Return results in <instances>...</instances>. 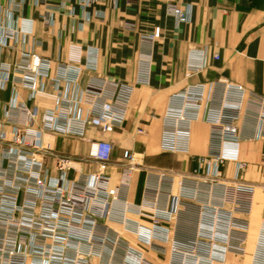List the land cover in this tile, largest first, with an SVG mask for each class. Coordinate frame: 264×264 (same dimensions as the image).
I'll return each mask as SVG.
<instances>
[{"label": "crops", "instance_id": "obj_1", "mask_svg": "<svg viewBox=\"0 0 264 264\" xmlns=\"http://www.w3.org/2000/svg\"><path fill=\"white\" fill-rule=\"evenodd\" d=\"M176 8L186 14V20H178ZM16 18L32 34L25 49L50 60L52 70L50 77L43 79L37 97H32L28 88L12 83L1 89L0 121L17 99L28 107L40 106V126L44 113L61 101L60 94L79 99L94 76L131 86L128 103H114L125 110L124 121L115 130L102 131L91 117L84 136L44 131L42 143L53 175L58 174L53 166L55 156H65L78 161L79 171H71V179H77L80 172L90 174L103 169L110 176L111 189L119 186L125 175L124 152L134 153L137 167L131 173L129 188L120 193L119 199L146 206L142 216L131 213L128 217L149 227L155 208L145 205V197L155 193L156 183L166 185L158 175L171 176L168 194H178L180 177L194 170L198 158L210 150L211 125L203 118L204 110L199 119L179 120L176 113L188 112L190 107L175 97L194 85L218 80L241 85L264 97V0H0V41ZM89 46L99 52L96 71L85 67ZM22 48L21 44L15 50L0 49V66L16 62ZM199 59L205 63L202 70L188 75L189 65ZM63 67L65 72L61 71ZM78 67L82 68L78 80H61L55 88L56 78H67ZM167 135L175 149L165 148ZM94 140L113 144L109 162L86 161ZM226 155L229 159L222 167L224 179L230 180L235 174L236 160L248 163L243 178L255 187L253 208L246 218L249 230L245 253H226L225 261L211 264H264L259 249L264 243V138L244 140L238 152ZM202 198L205 200L207 195L203 193ZM174 218L167 226L177 243L195 238L192 228L195 231L199 227L198 216L188 209ZM190 218L195 219V225L191 220L188 223ZM119 231L129 245L142 251L149 264H180L174 241L165 244L162 252L141 244L135 234ZM104 249V263L121 264L112 256L124 251ZM216 249H212L213 258Z\"/></svg>", "mask_w": 264, "mask_h": 264}, {"label": "built area", "instance_id": "obj_2", "mask_svg": "<svg viewBox=\"0 0 264 264\" xmlns=\"http://www.w3.org/2000/svg\"><path fill=\"white\" fill-rule=\"evenodd\" d=\"M175 12L179 21L186 20L182 10L176 8ZM15 21L0 41V49L15 50L21 44L24 48L19 50L20 57L16 62L1 63L0 90L12 83L28 88L32 97H37L42 92L43 79L50 77L51 61L25 49L31 31L24 30L18 18ZM87 53L85 67L96 71L98 49L89 46ZM204 65L200 59L192 62L188 75L202 70ZM73 69L71 76L54 80L56 89L61 80H78L82 68ZM61 71L65 72L66 68ZM132 89L127 84L94 76L79 99L60 94L61 101L57 100L58 104L44 113L40 126H37L40 106L28 107L17 99L10 103L4 112V120L0 121V141H8L12 146L4 151L0 145V174L3 166L12 167V181L7 179L6 183L12 191L9 204L14 209L13 218H0V227H12V233L9 229L0 231V264H106L102 261L106 247L108 252L124 251L112 256L121 264H149L142 251L129 245L117 231L120 229L135 234L141 244L162 252H165V244L174 241V252L180 257V264H197L203 260L211 264L225 261L226 253H245L243 245L249 221L238 215L251 214L255 188L242 181L247 162L236 160V172L230 180L224 179L222 167L229 159L226 153L238 152L242 141L264 138V97L248 92L241 85L224 80L200 83L175 97L190 107L186 108L191 115L185 110L176 113L175 118L179 120L199 119L204 110L203 118L211 125L210 150L198 158V165L191 175L180 177L178 194H168L171 176L158 175L167 186L156 183L155 193L145 197V205L155 208L150 227L128 217L131 213L142 216L146 206L119 199L120 193L129 188L131 173L137 167L134 153L124 152L125 175L119 186L112 189L109 188L110 176L103 169L90 174L80 172L77 179H71L70 172L79 171L78 161L73 158L55 156L53 166L58 174L51 173L42 133L50 131L82 137L91 117L98 121L102 131L111 132L122 125L125 116L124 108L118 109L114 103H128ZM9 126L12 128L6 130ZM166 138L165 148L175 149L174 143H168V135ZM112 151L111 142L94 140L86 161L107 163ZM24 189L29 199L23 204L19 198ZM203 193L207 195L205 200ZM37 200L46 210L45 218L28 215L27 218H14L21 205L36 206ZM188 209L198 216V233L186 243H177L167 224ZM262 232L264 236V229ZM213 247L217 248L214 258ZM259 249L264 256L263 242Z\"/></svg>", "mask_w": 264, "mask_h": 264}, {"label": "rangeland", "instance_id": "obj_3", "mask_svg": "<svg viewBox=\"0 0 264 264\" xmlns=\"http://www.w3.org/2000/svg\"><path fill=\"white\" fill-rule=\"evenodd\" d=\"M10 128H12V127H7L5 129L7 130V129H10ZM0 145L2 146V149H4V151L8 150L7 148L9 146H12V144L10 142H8V141H0ZM1 152H2V150H1ZM136 161H138V160H136ZM1 169H2V171H1V174H0V218H13L12 211H13L14 208L12 209V205L9 204V201H12V191L9 190L11 188H9L7 186V183H6L7 179L12 181V167H9V165H6V166H3ZM193 171L194 170H192L189 174H185V175H191L193 173ZM232 178H233V176H232ZM242 181L245 182V183H248L247 181L244 180L243 177H242ZM11 185H12V182H11ZM26 194H27V192L24 189V191L21 192V195H20V198H19V202L21 200L22 203L24 204V202H25L24 200H28L29 199L26 196ZM27 204L28 205H21V207H19L18 210L15 211L14 218H27L28 216L29 217H33L34 216L33 218H45L44 217V211H46V210H44L45 208L43 207V204L41 205L38 200L36 202V206H34L33 204L30 205V203H27ZM252 208H253V201H252ZM230 210L232 211L231 207H230ZM238 216L242 217V218H249V215L239 214ZM190 220L193 221L192 223H193V225H195V222H196L195 219L190 218L188 223L190 222ZM183 225H184V227H187V223L186 222H184ZM7 229H9L10 233H12V227L11 228L0 227V231L1 230L8 231ZM192 229H193V232H195L196 235H197L198 228L195 227V231H194V227ZM248 230H249V225H248ZM117 231L120 232L119 230H117ZM117 231H114V232L117 233ZM128 233H130V232H128ZM247 235H248V233H247ZM246 240H247V238H246ZM246 240H245V243L243 245L245 250H246V247H245ZM112 248H114V247H112ZM136 249H138V247H136ZM239 255H243V254H239ZM123 258H121V259H123Z\"/></svg>", "mask_w": 264, "mask_h": 264}]
</instances>
